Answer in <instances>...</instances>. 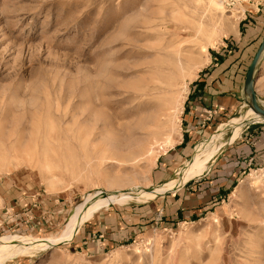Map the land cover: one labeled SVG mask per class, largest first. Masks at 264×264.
<instances>
[{
  "label": "rangeland",
  "instance_id": "rangeland-1",
  "mask_svg": "<svg viewBox=\"0 0 264 264\" xmlns=\"http://www.w3.org/2000/svg\"><path fill=\"white\" fill-rule=\"evenodd\" d=\"M222 1L223 11L210 0H0V240L17 236L35 244L1 264H264L262 190L248 181L232 197L252 171L264 182V166L238 145L250 135L262 137L264 123L247 121L237 145L228 143L232 127L214 138L251 110L246 96L233 117L188 127L197 134L188 147L182 143L189 90L201 71L225 56L240 57L244 82L264 39V4ZM179 58L206 65L195 78H175V86L159 85L161 92L140 99L151 76L148 67L158 61L178 65ZM255 93L264 107V54ZM174 97L179 113L167 131L174 144L150 154V108ZM221 144L204 176L152 200L141 195L111 202L66 243L39 247L63 233L88 196L153 191L175 178L201 145ZM230 177L236 178L224 181ZM195 182L199 187L188 192L196 197L207 186L226 183L227 190L192 222L157 219L152 205ZM104 213L127 216L131 227L141 215L144 230L111 249L105 248V235L84 239L87 225Z\"/></svg>",
  "mask_w": 264,
  "mask_h": 264
},
{
  "label": "crops",
  "instance_id": "crops-1",
  "mask_svg": "<svg viewBox=\"0 0 264 264\" xmlns=\"http://www.w3.org/2000/svg\"><path fill=\"white\" fill-rule=\"evenodd\" d=\"M258 2L260 4H258ZM254 3H257L256 5H262L264 4V0H254L253 4ZM258 10L259 9H257V11ZM247 13L251 14L252 11H247ZM258 20H263V18L259 17ZM223 52L225 53L227 51ZM228 54H231V52H228ZM225 57L226 59L222 62L211 64L210 68H208L210 65L205 67L201 71V75L198 77L199 80L197 79L189 90V98L186 103L184 116L186 130L184 131L182 138V143L185 147L190 145L194 139V135L197 134L192 128V131L190 132L188 127L190 128L191 125L199 124L200 121L204 120L215 121L229 119L236 114L238 109L242 108V104L246 101L243 90L244 82L242 79L243 70L241 58L239 57V59L236 60L229 59L228 56ZM250 130L254 131L255 129ZM243 142L244 143L242 144L238 143V145L243 147L245 155H248V151V153L253 156L256 165L264 166V135L261 137L258 134V138H254L250 135L249 138L247 137ZM182 143H179V145ZM232 144L236 143L234 142ZM235 178H226L224 181H232ZM211 180L212 179L209 181ZM210 183L211 182L205 184L210 185ZM196 184L197 182L189 185L185 191L180 193L177 197L176 194L181 191H177L172 197H163L161 201L152 205L151 207L153 208L157 219L158 216H164L166 222H174L180 219L185 222H192L191 219L195 220L203 216L207 210L206 207L212 204L213 201L220 200L227 190V186L225 187L226 183H223L225 185L222 184L217 189H210L207 186V191L196 197L188 192L192 190L193 187H199V185ZM151 207H148L147 209L151 210ZM142 212H144V210H142L141 213ZM142 218L141 215L139 219L134 217V223H131L130 225L135 227H131L127 222V216L121 218L119 216L114 217L109 213H104L102 215L99 214L89 223L90 225H87L88 228L84 232L88 233V235H85V237L83 236V238L88 241L95 234L105 235L107 236L105 248L111 249L123 240L128 241L138 237L144 230L141 227L144 223L139 221ZM87 241L83 243V245L88 244L87 246H90L92 249L97 248L96 245H91L90 243H87Z\"/></svg>",
  "mask_w": 264,
  "mask_h": 264
},
{
  "label": "bare ground",
  "instance_id": "bare-ground-1",
  "mask_svg": "<svg viewBox=\"0 0 264 264\" xmlns=\"http://www.w3.org/2000/svg\"><path fill=\"white\" fill-rule=\"evenodd\" d=\"M210 4L214 7V9L218 11H223L222 0H210ZM237 10L238 8L234 9L232 17H235V15L237 14L236 13ZM206 32L207 31H204L201 28L197 30V33L203 34V36H205ZM175 54L177 55L176 57H181V52L179 50H177ZM176 60L178 65H175L173 62L162 63L158 61L154 63L153 66L148 67L147 70H149L151 76H149V80L146 83H144L142 85V88L140 89L139 92L140 99H142L143 96L148 95L147 92L149 91L161 92V87L159 85L162 84L171 85L174 82L175 78L177 79L178 77H181L182 79H184L186 76H189L190 79L195 78L197 74L200 72V70L206 65V61H202V60L193 61V59H185L184 61H182L181 58ZM190 62H192L193 65L190 64ZM144 71L146 70L144 69ZM162 72L163 73L168 72L169 76L162 79L161 78L162 76L159 75L162 74ZM156 74L158 75L156 76ZM171 86H175L174 83ZM180 97L181 96L179 95V99ZM177 101L178 99H175V97L168 98V100H163L160 104L150 108L149 112L151 115H149V119L150 120L152 119L151 121L152 123L148 127L150 132L147 135L148 142L146 144V148L148 152H150V154H153L155 151H157L156 149H159L161 151H166V148L174 144V140L172 139L171 134L167 133V131L169 128V124L172 125L176 116H178L179 109H178ZM249 120H253L256 123H264V121L259 116L255 115L252 110H248L246 112V115H244L243 117L233 119L232 121L229 122L228 125L221 127L217 132L218 134L214 136V138L219 137V135L222 134V131L226 127H232L233 131L228 143L232 144L236 142L239 139L241 128ZM222 146L223 144H221V146L216 147L214 149L212 148L207 149L203 145H201L197 149V153L193 158V160L189 162L185 168H181V170L177 172L175 178L170 180L164 186L155 189L153 191L134 193V194H129L128 192H118L112 194L108 193L101 198L93 197V195L88 196L89 198H87L85 203L79 205L76 208L75 212L66 223L63 233L55 241H52L50 243L38 242V244H40L39 247H42V250L44 251L46 248H50V246L66 243L77 231V229L83 224V222H85L91 215H93L95 211L106 207L111 202L120 201L121 199L125 201H132L134 199H139L141 195H145L149 200H152L158 195H163L166 192L170 193L171 191H175L185 186L187 183H189V181L204 176L209 172L210 164L214 162L215 156L218 153V151L222 149ZM255 174L258 173L252 171V173L247 177L246 181H243L240 184L239 188H237V190L233 193L232 197H236L237 193L242 192V189L245 187V183L248 181H251L253 185H256L259 190H262V193L264 195V182L262 181L263 179L261 178V176L256 178ZM15 243H19V244H15ZM33 245L35 244L30 242V240L22 239L17 236L2 238L0 240V264L6 258L12 255H17L18 253H24L30 249H33L34 248L32 247Z\"/></svg>",
  "mask_w": 264,
  "mask_h": 264
},
{
  "label": "water",
  "instance_id": "water-1",
  "mask_svg": "<svg viewBox=\"0 0 264 264\" xmlns=\"http://www.w3.org/2000/svg\"><path fill=\"white\" fill-rule=\"evenodd\" d=\"M264 54V39L251 62L247 75L245 77L243 90L248 100L250 109L253 113L259 116L264 121V107L260 106L255 93V86L257 81V75L259 72V65Z\"/></svg>",
  "mask_w": 264,
  "mask_h": 264
},
{
  "label": "built area",
  "instance_id": "built-area-1",
  "mask_svg": "<svg viewBox=\"0 0 264 264\" xmlns=\"http://www.w3.org/2000/svg\"><path fill=\"white\" fill-rule=\"evenodd\" d=\"M234 4H235V1L232 0L231 3H230V5H231V6H234ZM227 5H228V4H227Z\"/></svg>",
  "mask_w": 264,
  "mask_h": 264
}]
</instances>
